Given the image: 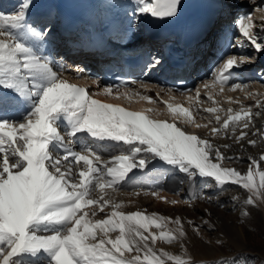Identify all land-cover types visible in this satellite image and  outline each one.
Masks as SVG:
<instances>
[{"label": "snow or ice", "instance_id": "obj_1", "mask_svg": "<svg viewBox=\"0 0 264 264\" xmlns=\"http://www.w3.org/2000/svg\"><path fill=\"white\" fill-rule=\"evenodd\" d=\"M31 4L32 0H21L13 13L0 12V264H206L188 252L185 224L202 238L203 227L215 230L209 220L197 224L147 209L125 211L134 201L118 196L134 170L147 171L159 161L173 174H183L175 191L183 192L187 185L190 199L212 203L228 185L239 186L246 192L241 222L250 216L249 206L264 203V152L244 157L224 151L233 144L243 149L245 143L255 147L264 142V123L256 125L257 118H264V93L251 90L249 83L233 75L252 63V58L222 57L212 79L203 82L210 89L204 96L214 106L202 107L197 86L195 95L188 96L189 107L160 101L174 119H158L149 115L152 109L133 111L102 101L95 98L99 93L90 92V86L64 79L52 59L43 54L48 29L27 20ZM136 4L138 13L168 19L179 15L181 0H136ZM256 11L261 13L258 20L251 12L236 19L237 34L230 39L229 48L248 44L264 52V6ZM159 63L154 58L149 67L154 69ZM92 83L101 87L99 80ZM229 84V90L240 91L252 103L226 97L229 104L239 107L223 108L215 96ZM124 88L121 92L119 84L103 85L101 91L130 101L153 100L144 82L140 83L143 91L128 89L127 83ZM192 91L182 90L184 94ZM17 106H24L18 118L5 115ZM196 113L212 115L201 124ZM181 122L183 127L178 126ZM192 127L206 128L207 134L189 131ZM82 135L116 145L118 154L105 158ZM220 136L232 143L215 144L214 138ZM245 158L246 171L224 164ZM197 180L201 187L212 185L217 192H196ZM140 191L167 200L159 195V186L134 189L128 195ZM230 199L235 205L239 198ZM158 242L179 244L183 254L157 247ZM215 242L223 245L219 238ZM214 264L247 262L242 257H218Z\"/></svg>", "mask_w": 264, "mask_h": 264}, {"label": "bare ground", "instance_id": "obj_2", "mask_svg": "<svg viewBox=\"0 0 264 264\" xmlns=\"http://www.w3.org/2000/svg\"><path fill=\"white\" fill-rule=\"evenodd\" d=\"M97 2V10L98 14L103 15L105 13H113L114 15L119 16L125 24H127L126 29H131L134 34H132L131 31L127 32L126 36H130V38H134L136 41H139L141 43H145L146 37L145 34L147 32V23L146 21L151 17L149 14H141L135 11L137 4L136 0H95ZM240 2V0H238ZM193 2L198 4H206L210 3V6L208 8L209 16L213 17L215 22L221 19H226L225 26L223 23H220L217 28L219 29V42L212 49H216L217 47V55L215 57H210L209 64L207 68L203 71L202 67L204 65V60L208 57V55L205 56V48L212 44L211 36L208 34L203 42H200L198 45H196L193 48V61H195L194 68L190 71H188L190 78L192 79V82H196V87L200 86V92H201V100L203 101L202 107L207 108L212 105L210 101H207L204 94L209 91L210 89H206L203 87V82L210 81L213 77V73L210 77H206V74L208 71H210V65L212 63L219 64L222 60V57H225L226 54H236V55H244L247 57H252L250 53L256 52L258 53V61L254 64L255 66L258 65L257 71H261L259 73H256L255 75H250L248 72H245L248 70L245 64L244 66L237 69L235 73V77L244 83H249L251 86V90L258 91L261 93H264V80L261 79L262 76H264V61L260 59V53L257 52L254 48H250L248 44L246 47L243 48H236L231 49L227 45V43H230V37L232 34L236 32V27L234 26V23H229L227 21L228 19H233V16H236L238 18L242 14H247L249 12L253 13V15L256 17V12L252 9L255 8V10L258 7L264 6V0H247L248 3H236V0H230V3H224L222 0H181V6L180 10H182L186 3ZM21 3V0H0V12L2 13H13L16 11L17 6ZM65 0H32L31 7L28 11L27 20L29 23H33L34 26L37 27H47L49 28L48 31L45 33V40L46 35L49 33H52V38L54 41L58 42H65V40L61 39L59 36L60 28H59V22L62 18V14L64 13L62 11V8L64 6ZM238 5V6H235ZM231 8L232 11H231ZM208 11L206 12V15H208ZM52 16H54V20H52ZM134 18H136L134 20ZM143 24L144 27L141 28L140 31L136 32V29H138V25ZM223 26V28H222ZM221 27V28H220ZM144 28V29H143ZM137 33V35L135 34ZM223 38H226V43L224 45H221V41ZM214 44V43H213ZM44 54V52H43ZM208 54V50H207ZM52 59V58H51ZM87 61H91V59H86ZM53 61V67L56 71H58L61 76L64 79L69 80L70 82L76 83L77 81L82 83L83 85L90 86V92L91 93H99L96 95L95 98L100 99L102 101L108 102V103H114V104H120L124 106L127 109L133 110V111H140L144 109H152L153 111L149 113L154 118L158 119H167V120H173L174 117L172 114H170L169 110L167 109L166 105L160 101H167L169 103L173 104H183L185 107H189V100L188 96L195 95V92H190L187 94L184 93H174L173 91L169 92L165 89H171L170 88V82L163 78V77H157L152 76L151 74H147L144 79L140 82H137L136 84L131 85L128 89L131 90H137V91H143L140 89V83L144 82L148 85L150 91L147 93L148 95H151L153 97L152 102L141 100L139 98H133L131 101L127 98H125L123 95H121L119 98L113 95H106L103 94L101 91V88L103 84L101 83L100 79L95 78V80L100 81L101 87H97L93 85L92 80H79L78 74L79 70L73 69L71 65L66 63L65 61H59L58 59H52ZM75 61L78 63L81 61V58H76ZM197 66L200 67L199 70L197 69ZM198 70V71H197ZM242 70L244 71V74L242 75ZM201 71H203V74H201ZM241 74V75H240ZM253 76V77H252ZM236 80H233L232 83H235ZM77 84V83H76ZM79 85V84H78ZM195 87V88H196ZM231 87V84L225 86L224 92L220 95L215 96V100L219 102V104L223 108L232 107L234 109H237L239 105L232 103L229 104L226 100V97H233L240 98L243 100V102L247 104H251V100H244L243 93L240 91H231L229 90ZM219 88V85H217V89ZM125 89L121 90L123 92ZM157 93H159V98H157ZM158 104L164 105L166 113L169 117L165 118L161 116L162 114L155 116V110L154 107ZM24 111V106H17L15 108H12L10 110H7L5 112V115L11 117V118H18L19 114ZM212 114L208 113H196V119L198 123H206L207 119L211 117ZM204 117L203 119L201 117ZM261 123H264V118H257L256 125L260 126ZM178 126L183 127V123L181 122L178 124ZM189 131H195L200 135H206L207 129L206 128H200L195 129L194 127L189 128ZM63 131V129H62ZM255 138V137H251ZM81 139L86 141L87 143L91 144L94 148L99 149L104 155L105 158L108 157L109 154H118L117 152V146L111 143L107 142H101V141H95L92 138L88 137L87 135H82ZM213 142L218 145H223L225 143H232L230 139H227L225 137H216L214 138ZM262 146L260 147V142L257 143L255 147L248 146L246 143L241 149L239 145L233 144V147L231 149L224 150L228 155L238 154L244 157H247L249 155L258 157L261 152H264V142H262ZM224 164L226 166H234L238 168L241 171H246L248 167V160L245 158L241 161H224ZM182 173H175L173 174L172 170L170 168H162L161 162L155 161L150 166L149 170L147 171H139L134 170L133 173L130 174V179L127 181V184H125L121 190L120 195L118 196L119 200L124 201H134V203L129 204L124 210L125 211H134L137 208L141 209H147L149 212H158L165 216H181L185 220L191 219L194 221H198L200 224L203 219L209 220L213 225H217L220 228L221 235L231 239L234 244L237 246V248H242L246 245V237L244 231L234 222L233 215L230 213L232 208L231 204L226 205V195L231 188H235L238 193L240 191H243L239 186L236 185H228L226 187V190L219 195V200L214 201L212 203H207L206 201H200L196 199H190L192 197V193H189L186 191L187 185L184 186L183 192L181 191H175L177 189V180L182 177ZM159 186V195L162 197H166L167 200L163 201L160 200L154 196H152L150 193L145 194V191H140L139 195L131 196L128 195V193H131L134 189L140 190V189H150V188H156ZM196 192L206 191L210 194L216 193L217 189L209 185L208 187H201V182L197 180V184L195 187ZM176 200L179 201V203L173 205L171 201ZM220 205H223L222 207ZM204 209L208 210V213H205ZM248 210L252 212H257V214L260 216V218L263 220V227H264V203L258 202V207H248ZM210 213V215H209ZM197 223V222H196ZM185 228L187 230V245L191 249V251L196 255V257H204L203 259H217L218 257H221V251L215 247L214 245L208 244L203 240V237H199L195 235L191 229L185 224ZM161 243V242H160ZM157 247H159V242L157 244ZM204 249V253L200 254L198 252L199 250Z\"/></svg>", "mask_w": 264, "mask_h": 264}, {"label": "rangeland", "instance_id": "obj_3", "mask_svg": "<svg viewBox=\"0 0 264 264\" xmlns=\"http://www.w3.org/2000/svg\"><path fill=\"white\" fill-rule=\"evenodd\" d=\"M236 3H243L245 5V3H248L247 0H240V2L238 0H236ZM238 6V5H235ZM233 8H231L232 11ZM255 12H256V18L257 20L259 19L261 13L259 11H256L255 8H252ZM136 18H134L135 20ZM233 19H228L227 21H229V23H234L235 26V21H236V16H233ZM52 20H54V16H52ZM226 22V19H221L218 20L215 24H213L210 28V31L208 32V34L211 36V41L212 44L207 46L204 50H205V56L208 55V57L206 58V60H204V65L201 66L203 70H205V68H207L208 64H209V58L210 57H215L217 55V47L216 49H212L213 47L215 48V46L217 45V43L219 42V37L217 35H219V29L217 28V26L220 25V23ZM225 26V23H223ZM221 26V25H220ZM144 27L143 24H139L138 25V29H136L137 31H140L141 28ZM221 28V27H220ZM223 28V26H222ZM144 29V28H143ZM133 34V31H132ZM137 35V33H135ZM237 34V32H235L234 34L231 35L230 39L235 36ZM214 43V44H213ZM229 44L227 43L228 46ZM250 48V45H248ZM247 48V45L244 46ZM207 50H208V54H207ZM261 54V53H260ZM250 55H252V57H254V59H252V63L247 64L248 66H246V68L248 70H246L245 72H248L250 75H255L256 73H259L261 71H257V67L258 65H254L257 61H258V53L256 52H251ZM254 63V64H253ZM205 67V68H204ZM213 73V70L208 71L206 78L210 77L211 74ZM242 75L244 74V71L242 70ZM240 74V75H241ZM253 77V76H252ZM192 92H194L195 87H196V82H192ZM155 110V116L162 114L161 116L167 118L169 117L168 114L166 113L165 110V106L158 104L154 107ZM262 142H260V147L262 146ZM227 195H226V205L229 203L231 204L232 208L230 213L234 216V222L235 224H237L245 233V237H246V245L242 248H237V246L234 244V242L229 239L226 238L224 236L221 235V231L219 226L215 225V230L214 231H210L209 228L207 227H203L201 229L202 231V237L203 240L206 241H210L207 242L208 244L214 245L215 247H217L220 251H221V257H228V258H233L235 257L236 259L239 258H243L244 260H246L247 264H264V227H263V220L260 218V216L257 214V212H252L250 210H248L250 212V216L244 218V221L241 222V213L243 211V206H242V201L246 198V192L240 191L238 193V191L235 188H231L230 190H228ZM238 196V202L234 205L232 200L230 199L232 196ZM204 220V219H203ZM194 221V220H193ZM198 223V221H195ZM202 223V221L200 222V224ZM217 238L221 239L223 241V245H217L216 244V240ZM188 246V245H187ZM159 247H163L168 251H172L174 253L177 254H183L180 245L176 244L173 246H169L164 242H159ZM188 252L191 254V256L199 261L201 259H203L204 257H196V255L191 251V249L188 247ZM198 252H200V254L204 253V249L199 250ZM205 260L206 264H214V261L216 259H203Z\"/></svg>", "mask_w": 264, "mask_h": 264}]
</instances>
